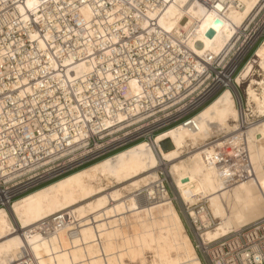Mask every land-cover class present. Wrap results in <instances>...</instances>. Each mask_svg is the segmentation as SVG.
I'll use <instances>...</instances> for the list:
<instances>
[{
    "label": "bare ground",
    "instance_id": "6f19581e",
    "mask_svg": "<svg viewBox=\"0 0 264 264\" xmlns=\"http://www.w3.org/2000/svg\"><path fill=\"white\" fill-rule=\"evenodd\" d=\"M3 1L13 5L14 16L9 20L21 18L23 25H34L31 30L38 34L35 24L44 29L45 21H37L40 13L27 8L28 0ZM259 1L223 0L221 8L213 10L199 0H175L183 7L177 10L172 34L188 40L198 56L215 58L243 29L247 18L259 15L260 11H253ZM154 27L160 30L158 20ZM102 37L97 40L93 33L90 43L100 45ZM84 38L82 35L81 45L87 48ZM258 38L250 42L238 61ZM262 49L264 40L253 53L257 66L247 62L235 78L239 86L249 80L244 103L226 89L187 123L158 134L151 142L131 145L30 192L10 207L0 208L5 213L0 221V248L27 236L24 225L39 218L43 232L37 235L50 243L59 237L55 247L44 248L41 259L45 264H203L161 175L175 186L177 196L187 205L204 252L211 244L264 217ZM84 59L90 57L85 55ZM77 63L82 61L77 59ZM165 143L170 148H165ZM244 152L253 165L254 173L249 176L242 173ZM229 159L237 163H227ZM18 202L27 209L23 220L24 210L15 208ZM165 205L169 207L163 209ZM44 239L39 242L42 247Z\"/></svg>",
    "mask_w": 264,
    "mask_h": 264
},
{
    "label": "snow or ice",
    "instance_id": "6c2138e0",
    "mask_svg": "<svg viewBox=\"0 0 264 264\" xmlns=\"http://www.w3.org/2000/svg\"><path fill=\"white\" fill-rule=\"evenodd\" d=\"M182 7L175 0H28L27 8L39 12L36 19L44 20L45 25L39 34L31 26L23 25L25 31L18 38L9 36L0 40V78L8 75V84L15 89L13 107L8 111L0 108V144L35 143L38 132L40 139L59 143L61 136L52 128L53 115L57 117L56 131L72 144L68 125L79 126L81 119L87 121L97 111L93 107V112H88L93 102L102 104L103 109L114 115L116 108L124 107V102L153 96L161 81L167 83L175 72L171 66L176 64L173 55L176 44L168 42L166 33L174 32L172 24ZM211 7L216 10L221 5L213 0ZM157 20L159 31L154 27ZM73 24L80 27L75 28ZM93 33L97 40L101 35L105 38L101 43L106 51L102 50L99 58L93 54L95 46L89 39ZM82 35L87 48L81 45ZM8 39L11 44L6 43ZM65 43L68 47H57ZM261 54L264 55V49ZM85 55L90 59L85 60ZM77 59L82 63H77ZM66 72L76 75H66ZM12 73L17 77L15 80L11 79ZM57 90L64 95H59ZM70 92L75 93L80 108H70L64 103ZM110 92L114 93L111 97ZM77 111L79 118L75 115ZM44 127L48 128V137L42 134ZM5 207L10 205L5 202ZM15 208L24 210L23 220L28 214L25 205L18 202ZM4 216L0 211V221ZM24 227L29 233L27 236L13 239L6 248H0V264H45L41 259L44 248H53L59 243L58 236L50 243L36 234L43 232L39 218ZM3 230H7L6 226ZM42 239L44 247L39 243ZM206 264L218 262L212 257ZM219 264L226 262L220 260Z\"/></svg>",
    "mask_w": 264,
    "mask_h": 264
},
{
    "label": "built area",
    "instance_id": "2783aa9c",
    "mask_svg": "<svg viewBox=\"0 0 264 264\" xmlns=\"http://www.w3.org/2000/svg\"><path fill=\"white\" fill-rule=\"evenodd\" d=\"M199 1L205 7L212 9L213 0ZM215 2L223 4V0H215ZM12 6L8 1L0 2V40L9 36L18 38L25 31L21 18L16 20L14 17V20H9L14 16ZM253 11L260 13L247 18L243 22V29H238V33L233 36L225 50L215 58L198 56L188 40L166 33L168 42L176 44L177 49L173 53L176 64L171 66L175 72L168 82L161 81L153 96L139 101L133 100L131 103L124 102V107L116 108L114 115L103 109L102 104L93 102L88 112L92 113L93 107L97 111L87 121L81 119L79 126L69 123L72 144L67 143V140L56 131L55 115L51 117L52 128L56 135L61 136L59 143L40 139L41 133L38 132L35 143L29 141L23 145L18 142L0 144V208H6L5 202L11 205L32 191L112 156L131 145L142 141L151 142L158 134L178 124L187 123L188 119L226 89H230L237 98L242 99L244 92L236 84L235 77L248 60V56L251 53L253 55L256 45L264 40V0H260ZM184 22L186 19L182 21ZM29 26L34 27L31 24ZM35 26L39 32L43 30L38 24ZM258 36L255 45L241 61H238L240 54ZM103 39L105 38L102 37V41ZM11 42V39L6 41L9 44ZM57 45L68 47L67 43ZM102 50L106 51L102 43L96 44L93 54L99 58ZM65 74L67 75V72ZM70 74L76 75L75 72ZM88 75L94 82L91 73ZM16 78L15 73H12L11 79ZM8 81V75L0 78V108L4 111L13 107L15 89L8 84ZM57 91L59 95H64L63 92ZM112 95L114 93L110 92L109 97ZM120 99L123 100L122 97ZM64 103L70 108L81 107L79 100L75 98V93L72 92ZM75 115L79 118L80 112L77 111ZM42 134L45 137L49 136L47 127L42 128ZM241 160L242 173L248 176L251 175L250 172L254 173L251 160L247 158L245 152L241 154ZM227 163L233 165L237 162L229 159ZM6 164L11 167H5ZM211 245L214 246L212 249L209 247L205 252L202 250L203 264L212 257H215L218 264L220 260L225 261L226 264H264V217Z\"/></svg>",
    "mask_w": 264,
    "mask_h": 264
},
{
    "label": "rangeland",
    "instance_id": "374dc122",
    "mask_svg": "<svg viewBox=\"0 0 264 264\" xmlns=\"http://www.w3.org/2000/svg\"><path fill=\"white\" fill-rule=\"evenodd\" d=\"M257 45H256V47H258ZM251 54L248 56V58H247L248 60L246 59L247 60L246 63L251 61V62H253V65L256 67L257 66V63H255L256 59L254 58V54L253 55H251ZM248 81L249 80H246L244 82L245 84H241V86H240L244 92V97L242 98L243 103H244L245 90L247 89ZM243 107H244V105H243ZM243 110L244 109L242 108V111ZM161 178H162V181H163L167 191L169 192V195L172 199V203H173L174 207L176 208V210L178 211V213L182 219V222L185 226L186 232L188 233V235L190 236L194 246L196 247V251H197L200 259L203 261L204 260V254L200 248V245H199V242L197 239V232H199V230L196 228L192 219L189 216L187 205H185L183 203V201H181L180 197L177 196V191H176L175 186L164 175H161ZM168 207H169L168 205H165V206H163V209H166ZM147 257L150 258V255H147Z\"/></svg>",
    "mask_w": 264,
    "mask_h": 264
},
{
    "label": "trees",
    "instance_id": "16d2710c",
    "mask_svg": "<svg viewBox=\"0 0 264 264\" xmlns=\"http://www.w3.org/2000/svg\"><path fill=\"white\" fill-rule=\"evenodd\" d=\"M128 148V147H127ZM126 149V148H125ZM124 150V149H123ZM93 164V163H92ZM87 167V166H86ZM83 168H85V167H83ZM83 168H81V169H83ZM80 169V170H81ZM78 171V170H77ZM76 172V171H75ZM71 174V173H70ZM69 175V174H68ZM67 176V175H66ZM62 178V177H61ZM58 180V179H57ZM56 181V180H55ZM54 182V181H53ZM52 183V182H51ZM50 184V183H49ZM48 185V184H47ZM43 187V186H42ZM41 188V187H40ZM33 192V191H32Z\"/></svg>",
    "mask_w": 264,
    "mask_h": 264
},
{
    "label": "water",
    "instance_id": "95a60500",
    "mask_svg": "<svg viewBox=\"0 0 264 264\" xmlns=\"http://www.w3.org/2000/svg\"><path fill=\"white\" fill-rule=\"evenodd\" d=\"M164 147H165V148H170L169 143H166V144L164 145Z\"/></svg>",
    "mask_w": 264,
    "mask_h": 264
}]
</instances>
